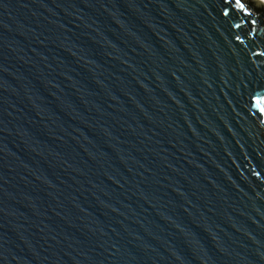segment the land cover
<instances>
[{"label":"water","instance_id":"95a60500","mask_svg":"<svg viewBox=\"0 0 264 264\" xmlns=\"http://www.w3.org/2000/svg\"><path fill=\"white\" fill-rule=\"evenodd\" d=\"M0 264H264V2L0 0Z\"/></svg>","mask_w":264,"mask_h":264},{"label":"bare ground","instance_id":"6f19581e","mask_svg":"<svg viewBox=\"0 0 264 264\" xmlns=\"http://www.w3.org/2000/svg\"><path fill=\"white\" fill-rule=\"evenodd\" d=\"M260 1H263L264 2V0H260Z\"/></svg>","mask_w":264,"mask_h":264}]
</instances>
